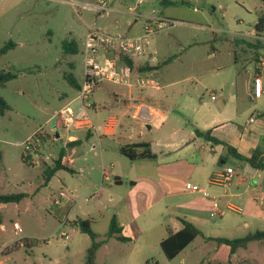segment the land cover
Returning a JSON list of instances; mask_svg holds the SVG:
<instances>
[{"label": "rangeland", "instance_id": "obj_1", "mask_svg": "<svg viewBox=\"0 0 264 264\" xmlns=\"http://www.w3.org/2000/svg\"><path fill=\"white\" fill-rule=\"evenodd\" d=\"M98 1L0 0V48L14 44L0 56V72L16 75L0 87V97L10 107L0 116V195L26 194L18 203L0 204V264H84L92 240L75 225L78 220L89 221L94 241H103L95 264H145L146 260L264 264V241L250 242L230 255L228 246L198 236L168 261L157 246L106 236L113 213L108 199L115 195L112 173L127 169L120 163L128 162L121 155L124 143L160 139L173 128L200 122L223 103L228 105L223 116L228 117L233 112L229 96L234 94L253 95L244 115L264 110V34L259 37L254 31L257 18L264 15V0H177L166 5L160 0H105L110 11L104 12L94 10ZM154 19L164 25L146 40L148 51L157 59L160 83L159 90L146 89L157 105L152 107L154 113L145 110L148 120L127 131V121L121 118L114 139L94 130L90 136L85 131L56 130L52 116L77 95L64 76L80 84L83 80L81 52L86 34L100 30L137 37ZM169 21L176 24L170 26ZM65 40L75 42L76 53L63 52ZM256 40L259 48L254 46ZM241 69L246 73L239 78ZM117 88L123 86L101 82L84 101V106L96 102V108L86 112L94 126L118 113L115 99L107 95ZM61 94L66 95L64 100ZM40 128L37 149L24 156V142ZM69 136L79 145L69 147ZM60 151L72 159V172L59 170L46 183L44 171L52 167ZM137 162L135 166L153 164ZM103 173L110 181L103 180ZM96 191L99 195L93 194ZM120 193L125 195L126 190ZM241 232L216 235L230 239L252 233L243 228Z\"/></svg>", "mask_w": 264, "mask_h": 264}, {"label": "crops", "instance_id": "obj_2", "mask_svg": "<svg viewBox=\"0 0 264 264\" xmlns=\"http://www.w3.org/2000/svg\"><path fill=\"white\" fill-rule=\"evenodd\" d=\"M136 66L134 65L135 68ZM216 68L217 71L220 70V67ZM245 73L244 69L238 70L237 77L241 78ZM137 74L138 71L133 69L128 77L134 81ZM155 74L157 77V72ZM157 79L159 81V77ZM77 84L80 86V83ZM159 89L160 85L158 89L152 90ZM78 90L75 89L76 92ZM107 95L115 99V111L118 113L107 115L101 121L102 125L95 126L98 129L94 131L100 132L99 135L104 138L116 137L121 118L127 121L129 131L133 126L148 120L146 109L149 113H154L152 107L157 106L153 102L155 96L152 93L136 86H123V89L117 88L107 92ZM59 97L64 100L66 95L61 94ZM229 97L233 112L228 117L223 116V111L228 106L223 103L219 111L200 118V122H188L189 126L173 128L164 132L160 139L144 142L149 145L154 159L130 161L121 150V155L128 162L121 160L120 163L125 164L127 169H115V173H112L115 195L108 199L113 210L109 225L114 218L121 229V235L127 241L159 247L167 232L175 233L183 228L182 221L195 226L204 241L216 244L218 243L214 239L220 238L216 234L241 232V228L252 233L264 231V170L253 168L227 149V146L234 148L244 158H249L252 151L258 149L264 157V115H261L264 110H252L244 115L248 111L247 104L253 102L252 93L247 98H239L237 94ZM72 100L58 110L70 104L76 115H81L83 111L86 113L90 110L91 106L96 108V102L93 101L82 111ZM211 100L214 101L215 97ZM240 120H243V124L237 123ZM91 122L93 123L92 120ZM76 131H85L90 136L91 129L73 130ZM196 131H209V137L221 143H212L196 135ZM69 137V147L79 145V140ZM71 141L77 143L69 144ZM139 142H128L123 146ZM136 161H151L153 164L135 166ZM61 163L69 168L72 159L64 155ZM116 163L115 159V168ZM110 167H114L113 163H110ZM226 168L233 171L227 183L216 185L209 182L211 176ZM105 174L103 173V180L110 181ZM187 184L194 185L197 190L187 189ZM120 189H125L126 194L121 195ZM104 190L98 188L99 192ZM98 191L93 194L99 195ZM105 191L111 194L110 190ZM144 216L145 221H141L140 218ZM234 238L240 237L230 239Z\"/></svg>", "mask_w": 264, "mask_h": 264}, {"label": "built area", "instance_id": "obj_3", "mask_svg": "<svg viewBox=\"0 0 264 264\" xmlns=\"http://www.w3.org/2000/svg\"><path fill=\"white\" fill-rule=\"evenodd\" d=\"M93 8L98 12L110 11L105 0L98 1ZM150 23H153L158 29H153L149 25ZM169 23L170 26L176 24L175 21H169ZM162 25H164L162 20L149 21L144 27L142 35L137 37L112 35L100 30L88 32L81 52L83 57V80L72 102L78 104L82 111L85 110L88 105L84 106V101L88 100L95 87L104 81L126 87L136 86L142 89H158L159 84L154 70L138 72L136 79L132 81L128 77L132 70L127 68L123 61L124 59L129 60L137 66L146 63L157 64L156 57L147 49L146 40L162 29ZM211 99H214L213 95H211ZM52 118H55L56 130L98 129L88 119L89 117L84 111L81 115H76L70 104L55 112ZM40 131L41 128L24 142V156H28L30 150L35 151L37 149ZM69 138L71 139V137ZM232 173L231 168H226L223 172L211 176L209 182L223 185L230 180ZM186 188L191 191L197 190L192 184H187ZM14 227L17 228L16 224Z\"/></svg>", "mask_w": 264, "mask_h": 264}, {"label": "trees", "instance_id": "obj_4", "mask_svg": "<svg viewBox=\"0 0 264 264\" xmlns=\"http://www.w3.org/2000/svg\"><path fill=\"white\" fill-rule=\"evenodd\" d=\"M177 0H160L161 5H166L167 3H174ZM254 31L257 36L260 37L261 34H264V15H260L257 18V21L254 25ZM241 41V40H240ZM236 43L239 41L235 40ZM260 41L256 40L255 48H259ZM14 44L8 42L2 48H0V56L4 55L7 50L13 48ZM62 49L64 53H76L77 46L74 41H63L62 42ZM124 64L130 70L136 69L138 72H145V71H156L158 69V65L152 64H144L134 67V64L129 60L124 59ZM16 77L15 74H11L9 72H0V87H3L8 81L14 79ZM65 79L72 85L75 89H79L80 86L77 82L72 78V76L67 75L64 76ZM10 109L8 104L0 97V116L4 115ZM261 115H264L262 112ZM196 135L204 137L206 140L212 143H221L218 142L215 138L209 137V131L206 132H195ZM77 141H71L69 144H76ZM227 149L231 152L233 156L236 158L243 160L249 163L253 168L257 170H264V157L260 155L258 149L252 151V154L249 158H244L236 153L234 148L227 146ZM125 153V157L128 158L130 161L134 160H146V159H154V155L149 150V145L144 142L133 143L129 146H126L122 149ZM64 156V152L60 151L58 154V158L54 161L51 168L44 171L45 182L47 183L48 180L59 170H67L72 172L71 169L63 166L61 161ZM26 197L24 193H17V194H8V195H0V204L6 203H18L22 199ZM75 225L79 228V230L83 233L88 234L91 237V244L86 250L85 261L84 264H95V254L103 241L95 242L94 241V234L91 232L89 228V221L87 220H78L74 222ZM183 228L175 233L167 232V236L159 243V249L161 253L164 255L166 260L171 261L175 258L183 249H185L197 236L201 235L200 231L193 226L192 224L182 221ZM107 237H114L116 240L125 242L127 238L121 235V229L117 225L114 218L111 219L108 232L106 234ZM218 244H224L229 247V254L232 255L236 252L239 248H244L250 242L255 241H264V231H256L253 233H249L244 237L234 238V239H226V238H215L214 239ZM30 245L33 242H29ZM29 245V246H30ZM145 264H156L155 262L146 261Z\"/></svg>", "mask_w": 264, "mask_h": 264}, {"label": "water", "instance_id": "obj_5", "mask_svg": "<svg viewBox=\"0 0 264 264\" xmlns=\"http://www.w3.org/2000/svg\"><path fill=\"white\" fill-rule=\"evenodd\" d=\"M122 153L124 154V151H122Z\"/></svg>", "mask_w": 264, "mask_h": 264}]
</instances>
